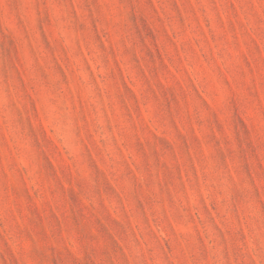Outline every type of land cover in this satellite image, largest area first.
I'll use <instances>...</instances> for the list:
<instances>
[{
	"label": "rangeland",
	"instance_id": "obj_1",
	"mask_svg": "<svg viewBox=\"0 0 264 264\" xmlns=\"http://www.w3.org/2000/svg\"><path fill=\"white\" fill-rule=\"evenodd\" d=\"M0 264H264V0H0Z\"/></svg>",
	"mask_w": 264,
	"mask_h": 264
}]
</instances>
